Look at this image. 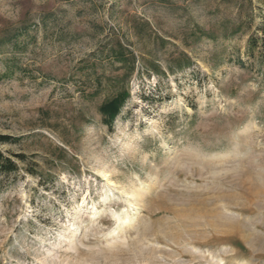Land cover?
<instances>
[{
    "label": "rangeland",
    "instance_id": "374dc122",
    "mask_svg": "<svg viewBox=\"0 0 264 264\" xmlns=\"http://www.w3.org/2000/svg\"><path fill=\"white\" fill-rule=\"evenodd\" d=\"M250 1L0 0V264H264Z\"/></svg>",
    "mask_w": 264,
    "mask_h": 264
},
{
    "label": "trees",
    "instance_id": "16d2710c",
    "mask_svg": "<svg viewBox=\"0 0 264 264\" xmlns=\"http://www.w3.org/2000/svg\"><path fill=\"white\" fill-rule=\"evenodd\" d=\"M257 6L260 9L259 15V24L253 27L254 24H250L252 18H249L248 27L246 30L243 28V24L239 26L235 34H241V36H247V50H246V57L247 61L245 62L241 58L237 60V64L240 68L245 69L250 61H257L259 67L257 68V73L262 78L264 82V0H256ZM252 5V0L249 2ZM233 33V34H234ZM110 56L108 58L117 61L118 63L125 64L128 63L130 69L129 74H132L136 69V60H130L131 52L128 48L124 46L121 42L117 41L115 48L110 52ZM131 62V63H130ZM182 66V65H181ZM124 69V68H122ZM154 69V70H153ZM152 71L157 73L155 68H152ZM118 82H114L111 84L112 87L117 89L116 85ZM130 97V94L120 93L116 97L112 98L111 100L106 101L103 106L101 107L100 111L103 116L104 124L112 127L116 122L117 118L120 116L122 109L124 108L127 99ZM16 142L10 136H3L0 135V145H13ZM18 163L24 165L25 171L32 175L36 176L37 174L33 170H29L28 165V158L25 155H12V157L5 155L0 150V177L8 180L9 178L15 176L20 171V166ZM2 182H0V189L2 187Z\"/></svg>",
    "mask_w": 264,
    "mask_h": 264
}]
</instances>
